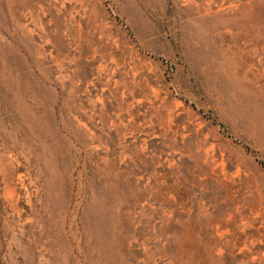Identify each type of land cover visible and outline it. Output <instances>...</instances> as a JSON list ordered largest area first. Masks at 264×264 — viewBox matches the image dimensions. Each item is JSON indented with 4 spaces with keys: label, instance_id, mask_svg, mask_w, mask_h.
Listing matches in <instances>:
<instances>
[{
    "label": "rangeland",
    "instance_id": "374dc122",
    "mask_svg": "<svg viewBox=\"0 0 264 264\" xmlns=\"http://www.w3.org/2000/svg\"><path fill=\"white\" fill-rule=\"evenodd\" d=\"M0 264H264V0H0Z\"/></svg>",
    "mask_w": 264,
    "mask_h": 264
}]
</instances>
